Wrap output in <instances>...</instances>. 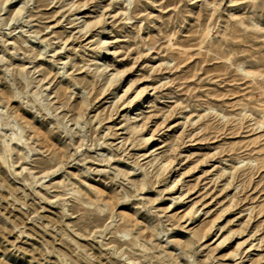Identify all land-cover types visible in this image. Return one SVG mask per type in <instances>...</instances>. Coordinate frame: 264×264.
<instances>
[{
    "label": "rangeland",
    "instance_id": "rangeland-1",
    "mask_svg": "<svg viewBox=\"0 0 264 264\" xmlns=\"http://www.w3.org/2000/svg\"><path fill=\"white\" fill-rule=\"evenodd\" d=\"M0 264H264V0H0Z\"/></svg>",
    "mask_w": 264,
    "mask_h": 264
}]
</instances>
